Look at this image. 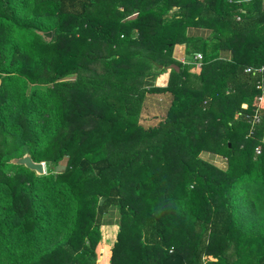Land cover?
<instances>
[{
	"label": "trees",
	"instance_id": "1",
	"mask_svg": "<svg viewBox=\"0 0 264 264\" xmlns=\"http://www.w3.org/2000/svg\"><path fill=\"white\" fill-rule=\"evenodd\" d=\"M262 66L263 0H0V264H97L111 207L109 264H264Z\"/></svg>",
	"mask_w": 264,
	"mask_h": 264
},
{
	"label": "rangeland",
	"instance_id": "2",
	"mask_svg": "<svg viewBox=\"0 0 264 264\" xmlns=\"http://www.w3.org/2000/svg\"><path fill=\"white\" fill-rule=\"evenodd\" d=\"M189 31L192 29H188ZM202 35H196V36H201V37H207L209 36V32L208 31H203L201 29ZM136 33V32H134ZM189 34V33H187ZM192 34V33H191ZM179 62L183 63V64H195L194 58L187 56L185 58H183L182 60H180ZM191 72H194V70L191 69ZM75 76H69L68 79H73ZM169 77V70L166 71L165 74L161 75L155 82L156 86H164L167 79ZM35 88V86H31L30 90H33ZM28 92V93H29ZM226 165L227 163V159H223V161ZM227 167V165H226ZM52 168L51 165L46 164V171H49V169ZM226 169V168H225ZM119 220L118 214H117V208L115 207H111L108 211L107 214L104 215L103 219H102V225H101V233H102V237H103V243H101L97 249H96V254H97V264H104L107 263L109 264V252H108V248L112 246L113 244V240H114V232L112 230V226L114 224H116Z\"/></svg>",
	"mask_w": 264,
	"mask_h": 264
},
{
	"label": "water",
	"instance_id": "3",
	"mask_svg": "<svg viewBox=\"0 0 264 264\" xmlns=\"http://www.w3.org/2000/svg\"><path fill=\"white\" fill-rule=\"evenodd\" d=\"M36 33L42 38L45 43H50L53 38V32H41L36 31ZM9 164L16 165V166H24L28 170L34 172L37 176L46 175V165L44 162H35L31 158L29 154H25L19 158H13L9 160Z\"/></svg>",
	"mask_w": 264,
	"mask_h": 264
},
{
	"label": "crops",
	"instance_id": "4",
	"mask_svg": "<svg viewBox=\"0 0 264 264\" xmlns=\"http://www.w3.org/2000/svg\"><path fill=\"white\" fill-rule=\"evenodd\" d=\"M203 31H206V30H203ZM187 34L188 36H196V35H202V32H201V29H192V30H188L187 31ZM192 33V34H191ZM186 49H185V46H182V45H177L175 46V48L173 49V57L177 60V61H180L182 60L183 58L186 57ZM264 102V98L262 100L261 103ZM200 157L207 161V162H210L211 164L215 165L216 167L218 168H222V169H225L226 168V165L223 161V157L221 156H218V155H213V154H210V153H207V152H203L201 153Z\"/></svg>",
	"mask_w": 264,
	"mask_h": 264
},
{
	"label": "built area",
	"instance_id": "5",
	"mask_svg": "<svg viewBox=\"0 0 264 264\" xmlns=\"http://www.w3.org/2000/svg\"><path fill=\"white\" fill-rule=\"evenodd\" d=\"M263 2H264V0H263ZM194 61H195V64H196V68H199L200 67V61H201V55H196L194 57ZM246 72H248V73H258V74L263 75L264 74V66H262L260 68H257V69L247 68ZM259 88H260V86H259ZM263 98L264 97L262 95V96L258 97L257 101L259 103H261ZM243 107L246 108V105H243ZM259 113H260V107H257L255 109V111H254L252 116H247V120H248V123L250 124L251 130L259 122ZM256 153H259V149L256 150Z\"/></svg>",
	"mask_w": 264,
	"mask_h": 264
}]
</instances>
